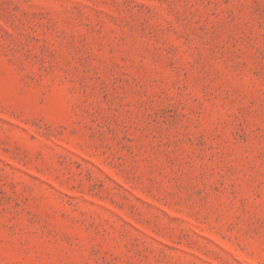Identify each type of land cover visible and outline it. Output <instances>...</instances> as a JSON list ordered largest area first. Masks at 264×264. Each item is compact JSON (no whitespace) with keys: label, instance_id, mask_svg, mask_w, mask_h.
<instances>
[{"label":"rangeland","instance_id":"rangeland-1","mask_svg":"<svg viewBox=\"0 0 264 264\" xmlns=\"http://www.w3.org/2000/svg\"><path fill=\"white\" fill-rule=\"evenodd\" d=\"M0 264H264V0H0Z\"/></svg>","mask_w":264,"mask_h":264}]
</instances>
